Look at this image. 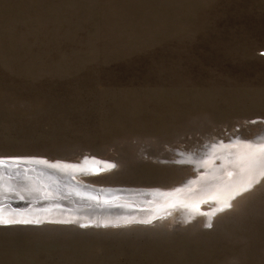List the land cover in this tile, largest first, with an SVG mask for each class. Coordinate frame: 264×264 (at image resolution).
I'll return each mask as SVG.
<instances>
[{
    "label": "rangeland",
    "instance_id": "1",
    "mask_svg": "<svg viewBox=\"0 0 264 264\" xmlns=\"http://www.w3.org/2000/svg\"><path fill=\"white\" fill-rule=\"evenodd\" d=\"M262 141L264 0H0V159L166 195ZM163 199L104 224L0 200L47 216L0 220V264H264V175L221 207Z\"/></svg>",
    "mask_w": 264,
    "mask_h": 264
},
{
    "label": "bare ground",
    "instance_id": "2",
    "mask_svg": "<svg viewBox=\"0 0 264 264\" xmlns=\"http://www.w3.org/2000/svg\"><path fill=\"white\" fill-rule=\"evenodd\" d=\"M220 158V166H216L212 172L206 173L192 184H187L178 192L162 195L153 191H134L130 192V194L134 193L130 197L116 196L128 193L119 189L81 185L70 169H62L46 162H40L42 165L37 164L36 167H28V165L22 166L23 168L17 167L15 170L1 168L4 174L0 172V200L7 198L6 202L9 206L23 205L25 207L29 203L33 207L49 204L79 208L78 213L73 211L64 213L67 209L56 208L57 211L54 210L55 213L52 211L54 214L49 216H53L57 221L61 220L60 217L54 216L57 213L62 214L65 220L75 218L73 214L88 213L89 216H85L83 222H92L99 218L102 224L138 220L143 222L166 212L164 209L167 204L163 198L167 195L170 202L168 205L177 203L193 209L204 200L214 199L218 203L217 206L221 207L264 175V146H246L240 148L234 155L223 153ZM43 198H51L52 202H45ZM6 212L8 211L0 210V220L4 222L15 221L13 215H16V220L20 222L25 219L31 221L27 218L35 217L36 221H40L47 217L46 214L31 216V214L12 213L7 215ZM192 214H194L193 210L187 215L191 217ZM10 218L13 219L10 220Z\"/></svg>",
    "mask_w": 264,
    "mask_h": 264
},
{
    "label": "water",
    "instance_id": "3",
    "mask_svg": "<svg viewBox=\"0 0 264 264\" xmlns=\"http://www.w3.org/2000/svg\"><path fill=\"white\" fill-rule=\"evenodd\" d=\"M30 161V160H28ZM28 161H24L22 162L21 160H8V159H0V172L3 173L1 168L4 169H9V170H15V168L17 167H22L23 163L28 162ZM22 164V165H21ZM23 168V167H22ZM2 170V171H1ZM4 174V173H3ZM7 198H2V202H6Z\"/></svg>",
    "mask_w": 264,
    "mask_h": 264
},
{
    "label": "snow or ice",
    "instance_id": "4",
    "mask_svg": "<svg viewBox=\"0 0 264 264\" xmlns=\"http://www.w3.org/2000/svg\"><path fill=\"white\" fill-rule=\"evenodd\" d=\"M228 207H231V205H228ZM209 227L211 226V225H208Z\"/></svg>",
    "mask_w": 264,
    "mask_h": 264
}]
</instances>
